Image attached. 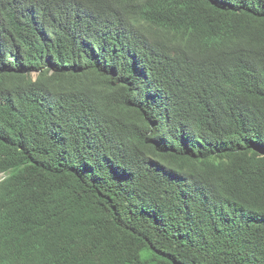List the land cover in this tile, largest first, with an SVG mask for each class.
<instances>
[{"label":"trees","instance_id":"16d2710c","mask_svg":"<svg viewBox=\"0 0 264 264\" xmlns=\"http://www.w3.org/2000/svg\"><path fill=\"white\" fill-rule=\"evenodd\" d=\"M92 8L0 0V264H264V0Z\"/></svg>","mask_w":264,"mask_h":264},{"label":"clouds","instance_id":"9594fccd","mask_svg":"<svg viewBox=\"0 0 264 264\" xmlns=\"http://www.w3.org/2000/svg\"><path fill=\"white\" fill-rule=\"evenodd\" d=\"M23 9L28 17H43L47 25L67 22L71 9L78 15L92 11V3L96 0H8ZM73 20V19H71ZM71 20L68 22L70 23ZM116 51V49H115Z\"/></svg>","mask_w":264,"mask_h":264},{"label":"rangeland","instance_id":"374dc122","mask_svg":"<svg viewBox=\"0 0 264 264\" xmlns=\"http://www.w3.org/2000/svg\"><path fill=\"white\" fill-rule=\"evenodd\" d=\"M2 178V174H0V179Z\"/></svg>","mask_w":264,"mask_h":264}]
</instances>
